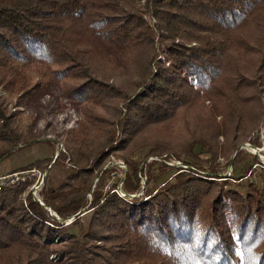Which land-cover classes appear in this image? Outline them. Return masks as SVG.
I'll return each mask as SVG.
<instances>
[{"label": "trees", "instance_id": "obj_1", "mask_svg": "<svg viewBox=\"0 0 264 264\" xmlns=\"http://www.w3.org/2000/svg\"><path fill=\"white\" fill-rule=\"evenodd\" d=\"M261 129L264 0H0V264H264Z\"/></svg>", "mask_w": 264, "mask_h": 264}, {"label": "rangeland", "instance_id": "obj_2", "mask_svg": "<svg viewBox=\"0 0 264 264\" xmlns=\"http://www.w3.org/2000/svg\"><path fill=\"white\" fill-rule=\"evenodd\" d=\"M247 142V141H246ZM64 148L65 145L63 146V143L59 142V143H55L52 144L50 142L47 141H40V142H36L33 143L29 146L23 147L21 149H18L17 151H15L13 154H11L9 157H7L6 159H4L1 163H0V175L3 174H8L10 173L9 171L18 168L20 166H24V165H28L33 161H41V160H45L50 159V158H55L56 154H59V151H61V148ZM152 158V157H151ZM153 158H158V157H153ZM47 160V164H48V168L50 169V175L52 176V184L53 185H58L62 182L63 177L61 176V170H62V165L60 164V162L58 164H56L55 166H53V168L51 169V162ZM178 161H176L177 163ZM120 166L122 167H126L125 163L122 161H118L117 162ZM47 164L45 167H39V166H35L38 168H41L43 170L48 169L47 168ZM125 165V166H123ZM223 171H225L227 174L230 172V166L228 168H226V165H224L223 167ZM49 175V174H48ZM48 182L47 177H46V183ZM45 183V184H46Z\"/></svg>", "mask_w": 264, "mask_h": 264}, {"label": "built area", "instance_id": "obj_3", "mask_svg": "<svg viewBox=\"0 0 264 264\" xmlns=\"http://www.w3.org/2000/svg\"><path fill=\"white\" fill-rule=\"evenodd\" d=\"M260 139L262 141L260 146L253 144L251 141H247L241 146V148L256 154L259 157L260 162L264 164V129H261L260 131ZM61 149L65 150L63 147ZM169 163L171 164L173 162ZM48 171V169L43 170L38 167H31L8 174H3L0 175V186L14 185L21 181H30V191L33 197L35 199L41 200L40 193L45 186ZM230 171H232V166H230Z\"/></svg>", "mask_w": 264, "mask_h": 264}]
</instances>
